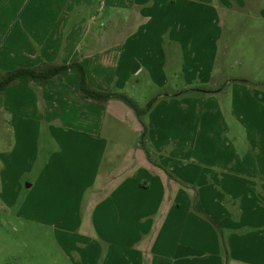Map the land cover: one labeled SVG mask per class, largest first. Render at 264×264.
<instances>
[{
  "label": "crops",
  "instance_id": "0c3cea01",
  "mask_svg": "<svg viewBox=\"0 0 264 264\" xmlns=\"http://www.w3.org/2000/svg\"><path fill=\"white\" fill-rule=\"evenodd\" d=\"M247 3L0 0V69L78 59L156 97L96 101L73 68L0 90L1 203L73 264H264V84L196 89L223 81L224 10Z\"/></svg>",
  "mask_w": 264,
  "mask_h": 264
},
{
  "label": "rangeland",
  "instance_id": "374dc122",
  "mask_svg": "<svg viewBox=\"0 0 264 264\" xmlns=\"http://www.w3.org/2000/svg\"><path fill=\"white\" fill-rule=\"evenodd\" d=\"M263 6L264 0H248L247 5L224 10L225 32L218 61L223 81L199 87L225 86L231 93L236 82L264 84V15L251 13ZM3 130L0 128V134ZM10 135L0 136V152H11L13 138ZM54 231V226L34 224L17 217L0 199V264H73L62 256Z\"/></svg>",
  "mask_w": 264,
  "mask_h": 264
},
{
  "label": "trees",
  "instance_id": "16d2710c",
  "mask_svg": "<svg viewBox=\"0 0 264 264\" xmlns=\"http://www.w3.org/2000/svg\"><path fill=\"white\" fill-rule=\"evenodd\" d=\"M75 19V18H74ZM74 19H71V23ZM77 69L80 73V92L99 102H106L111 97H119L128 102L139 115L150 109L156 100V97L152 98L145 107H141L134 99L129 97L126 93L115 92L112 90H102L92 86L87 78L86 70L83 64L75 59L70 63L62 62H44L39 65L33 66H17L12 69H0V90L4 91L6 88L14 84L20 77H28L35 79H53L58 77L63 71L67 69ZM222 87L213 88L210 86H203L196 88L199 91L204 92H215L220 90Z\"/></svg>",
  "mask_w": 264,
  "mask_h": 264
}]
</instances>
